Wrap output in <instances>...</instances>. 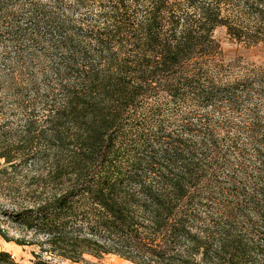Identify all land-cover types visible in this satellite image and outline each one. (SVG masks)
I'll use <instances>...</instances> for the list:
<instances>
[{
    "label": "trees",
    "instance_id": "1",
    "mask_svg": "<svg viewBox=\"0 0 264 264\" xmlns=\"http://www.w3.org/2000/svg\"><path fill=\"white\" fill-rule=\"evenodd\" d=\"M219 26L263 42L264 0H0V164H46L0 215L74 263L264 264V63Z\"/></svg>",
    "mask_w": 264,
    "mask_h": 264
},
{
    "label": "rangeland",
    "instance_id": "2",
    "mask_svg": "<svg viewBox=\"0 0 264 264\" xmlns=\"http://www.w3.org/2000/svg\"><path fill=\"white\" fill-rule=\"evenodd\" d=\"M215 37L221 44L226 62L240 61L242 64L254 63L258 65L264 63V41L256 45L240 42L228 33L225 26L216 28ZM26 119L27 116L22 113L12 111L5 113L2 115L1 122L7 121V125H5V130L0 129V134L8 138L19 137L23 134L22 126ZM2 163L0 164V209L17 210L33 205L42 195L38 176L41 172H45L46 164H34L32 159H29L28 163L25 161L18 163L15 167ZM0 227L7 236L12 238V240H8L0 232V251L10 252L19 262L29 264L35 259L36 254L42 253L44 258L62 260L64 264H83L61 259L58 256L54 257L45 243L44 235L36 234L34 231L19 226L1 215ZM16 239L24 240L26 244L18 243ZM86 257L88 260L101 264H138L115 254H106L101 258L90 255Z\"/></svg>",
    "mask_w": 264,
    "mask_h": 264
}]
</instances>
